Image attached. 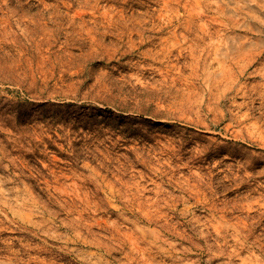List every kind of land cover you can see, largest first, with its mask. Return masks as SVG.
Listing matches in <instances>:
<instances>
[{"label": "rangeland", "instance_id": "rangeland-1", "mask_svg": "<svg viewBox=\"0 0 264 264\" xmlns=\"http://www.w3.org/2000/svg\"><path fill=\"white\" fill-rule=\"evenodd\" d=\"M0 264H264V0H0Z\"/></svg>", "mask_w": 264, "mask_h": 264}]
</instances>
